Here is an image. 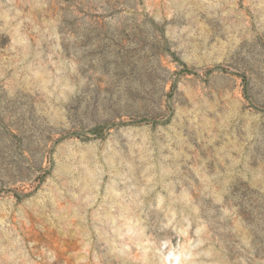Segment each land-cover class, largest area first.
<instances>
[{
  "label": "rangeland",
  "instance_id": "1",
  "mask_svg": "<svg viewBox=\"0 0 264 264\" xmlns=\"http://www.w3.org/2000/svg\"><path fill=\"white\" fill-rule=\"evenodd\" d=\"M0 264H264V0H0Z\"/></svg>",
  "mask_w": 264,
  "mask_h": 264
}]
</instances>
